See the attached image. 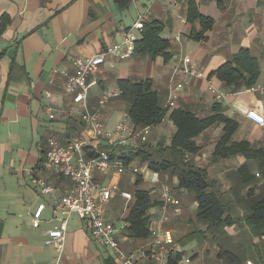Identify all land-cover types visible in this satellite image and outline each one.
Segmentation results:
<instances>
[{
    "label": "crops",
    "instance_id": "obj_1",
    "mask_svg": "<svg viewBox=\"0 0 264 264\" xmlns=\"http://www.w3.org/2000/svg\"><path fill=\"white\" fill-rule=\"evenodd\" d=\"M191 3L199 15L215 22L201 42L190 37L193 28L196 31L201 28L199 22L194 26L187 22ZM2 17L10 22L0 37V55L3 54L0 58V264H123L114 253L92 240L76 215L56 207V200L69 192L73 183L43 166L51 150V140L65 146L71 140L85 137V112L98 114L102 93L119 92L117 81L121 79L151 80L164 108L168 107L170 112L182 109L206 118L213 114L214 105L220 106L224 115L239 123L233 141L248 142L259 151L262 160L247 161L241 155L214 160L212 154L224 127L219 125L196 139L202 149L195 161L198 166L201 162L199 167L215 181V188L229 195L237 209L241 206L238 199L247 200L249 191L253 198L264 197V127L247 117L249 112H255L264 118V5L259 0H132L124 11L117 9L114 0H0ZM137 22L142 25L157 22L163 27L161 38L171 45L170 61L138 55L127 60L109 56L100 73L89 79L87 109L75 105L74 98L65 93L68 79L64 73H74L77 59L121 45L124 33ZM241 49H248L257 59L260 75L251 90L240 87L233 91L213 73ZM179 85L182 87L178 88ZM210 87L223 98L218 99ZM171 102L173 108L169 107ZM125 108L126 103L120 97L111 99L99 113L100 122L109 130L121 122L130 123ZM49 109L53 110V119ZM175 131L167 117L148 136L139 138V145L133 139L119 145L115 153L120 157L130 147L135 149L133 152L149 150L151 155L150 151L169 147ZM111 146L103 141L96 145V150L106 152ZM162 155L171 157L169 152ZM243 167L246 168L242 175L239 170ZM250 170L256 180L251 179ZM146 173L147 181L130 170L122 176L115 171L108 174L97 171L94 178L102 185L118 184L120 191L133 196L135 190L144 187L136 186L138 177L145 184L152 183L149 189L166 184L161 179L153 183L158 174L148 168ZM242 176L248 182H243ZM36 180L45 181L53 194H43ZM188 195V191H183L176 197L182 204V198ZM42 205L45 208L36 228L35 214ZM129 206L119 194L104 205L107 221L120 230L128 225L115 236L126 254L151 248V238L140 240L128 231ZM160 208L161 201L149 210V216L156 217ZM182 216L183 208L179 206L171 211L166 226L169 228ZM63 220L68 221V229L60 253L45 242L47 233ZM176 257L171 255L169 263L182 264L180 258L175 261ZM139 264H152V261L143 259Z\"/></svg>",
    "mask_w": 264,
    "mask_h": 264
},
{
    "label": "trees",
    "instance_id": "obj_2",
    "mask_svg": "<svg viewBox=\"0 0 264 264\" xmlns=\"http://www.w3.org/2000/svg\"><path fill=\"white\" fill-rule=\"evenodd\" d=\"M114 2L117 9L124 11L131 5L132 0H114ZM259 2L264 5V0H259ZM9 22L6 17L0 18V37L6 31ZM187 22L192 26L196 22L200 24V31L193 28L191 32L190 37L195 42H201L215 24L212 19L199 15L198 9L193 3L189 6ZM162 30L163 27L157 22L144 24L140 38L135 45L134 55L152 60L161 57L165 63H168L171 59L169 54L171 45L161 38ZM259 75L258 61L248 49H241L230 62L213 73L214 77L218 78L224 86L232 88L233 91L240 87L251 90L257 83ZM117 86L121 94V101L126 103L127 117L138 131L148 127L155 128L161 125L167 117L176 129L170 146L162 149L163 153L169 152L171 157H166L161 161L154 160V157L147 151L138 150L120 157H117L115 152L113 154V158H120L127 164L138 160L142 165H146L150 172L158 174L160 179L167 181L169 179L175 196L179 193L183 194V191H188L193 195V202L196 204L195 216L191 219L173 222L170 226L173 236L175 229H190L193 224L201 223L208 225V230L226 233V229L234 228L237 221L243 220L252 226L255 232L261 229V235L264 237V197L253 198V193L251 195V191H249L247 200L237 198L245 207V211L241 215L232 200L215 188V181L210 180L206 170L200 168L195 161V156L202 149L197 145L196 139L219 125L224 127L222 136L212 154L214 160L238 155L244 156L247 161L262 160L259 151L254 150L248 142L233 141V137L239 130V123L224 115L221 107L217 105L213 106V114L206 118L197 117L196 114L182 109L170 112L168 107L164 108L159 93L153 89L151 80L134 82L129 79H121L117 81ZM98 156V153L90 152L88 158H97ZM245 168L243 167L239 172L241 171L242 174ZM241 178L243 182H248L245 180V176ZM174 180L177 182L176 184H174ZM142 183V179L138 177L136 186H141ZM154 187L148 190H135L134 202L129 206L126 217L131 236L140 240L146 241L150 238L148 231V222L151 218L149 210L160 205V197L154 196L156 194ZM188 225L190 226L187 227ZM179 258L178 255L175 261H178ZM217 259H226L230 264H241L236 256L224 249H220Z\"/></svg>",
    "mask_w": 264,
    "mask_h": 264
},
{
    "label": "built area",
    "instance_id": "obj_3",
    "mask_svg": "<svg viewBox=\"0 0 264 264\" xmlns=\"http://www.w3.org/2000/svg\"><path fill=\"white\" fill-rule=\"evenodd\" d=\"M143 25L137 22L131 29L123 35V43L114 45L100 54L77 59L74 62V73L71 75L65 72L68 81L65 86V93L74 98L75 105L83 107L85 110L89 95V79L100 73L101 67L105 64L107 57L114 56L119 60H127L134 56L135 45L140 38ZM188 61V60H186ZM182 86L179 85L178 88ZM213 94H218V99L223 95L210 87ZM174 93V91H173ZM120 92H103L99 100L98 114L91 115L88 111L84 114V121L87 125V132L84 138H77L69 141L65 146L59 145L55 140L50 141L51 150L47 153L44 161V169L55 173L60 177L67 178L73 183L72 189L64 196L56 200V207L66 211L69 215H76L85 225L92 240L105 249L114 253L123 264H139L140 260L149 259L152 264H169L171 255H179L182 264H193V260L180 251L175 244L172 230L166 225L170 220L171 211L178 210L181 202L174 195V188L168 184H163L160 192L161 208L156 214H152L148 222V231L151 238V248H142L136 252L126 254L119 246L115 236L121 230L113 222L105 218L104 205L115 195H120L126 201L127 207L134 201V196L127 192H122L118 184L102 185L96 182L95 172L108 174L115 171L118 176H122L126 171H131L135 176H140L147 181L148 173L145 165L127 164L120 158H113L115 149L130 140L140 136L148 135L151 128L138 131L136 127L128 122H121L114 130H109L99 120V113L102 112L111 99L120 97ZM169 107H174L171 102ZM50 118L53 119V110L49 109ZM248 119L264 127V118L255 112L247 114ZM112 144L106 152H98L96 145L101 142ZM98 153L97 158H88L89 153ZM159 183L160 178L155 175ZM35 183L42 189L43 194L52 195L53 189L43 180H36ZM45 206L42 205L35 214L36 223L39 226V219ZM68 221L63 220L61 225L47 233L46 245L55 246L62 253L66 240ZM245 264H255L247 261Z\"/></svg>",
    "mask_w": 264,
    "mask_h": 264
},
{
    "label": "rangeland",
    "instance_id": "obj_4",
    "mask_svg": "<svg viewBox=\"0 0 264 264\" xmlns=\"http://www.w3.org/2000/svg\"><path fill=\"white\" fill-rule=\"evenodd\" d=\"M124 111H126V108ZM136 142V144L139 145V138L136 140ZM134 150L135 149H131L129 147L127 148L125 154L127 155ZM150 152L156 161H161L166 158L163 157L162 150L157 149V151ZM147 153H149V150H147ZM198 164L202 167L201 162ZM251 173H253V171L251 172L250 170L249 174ZM251 177L252 180L255 179L252 174ZM161 180L163 183L171 186L169 179L168 181L166 179ZM149 184H145L143 182L141 184L144 186L142 189L148 190L152 183ZM154 188L156 191L154 196L158 198V194L161 191L162 185H156ZM221 193L223 195L226 194L222 191ZM225 196L229 197V195ZM240 203L241 206L239 207L238 211L242 215L243 211H245V207L243 206L242 202ZM180 206L183 208V216L179 221L185 220L187 218L191 219L193 216H195L196 204L193 202L192 194H189L187 198H182V204ZM189 226L190 225L187 227ZM191 227L192 228L190 229L185 228L183 230L175 229L174 241L180 251L184 252L186 256L190 257L191 259L194 258V264H230L226 259H217L220 249L227 250L231 255L236 256L241 264H245L247 261H252L255 264H264V237L261 235V229L255 232L252 226L243 220L237 221L234 228L226 229V233L216 230H208V225H202V223L193 224ZM195 231L197 232L196 234L193 233Z\"/></svg>",
    "mask_w": 264,
    "mask_h": 264
}]
</instances>
